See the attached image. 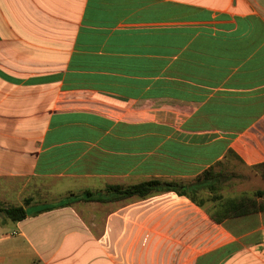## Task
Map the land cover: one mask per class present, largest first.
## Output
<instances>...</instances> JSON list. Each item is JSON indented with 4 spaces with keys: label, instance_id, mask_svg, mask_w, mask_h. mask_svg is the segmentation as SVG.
Listing matches in <instances>:
<instances>
[{
    "label": "crops",
    "instance_id": "obj_1",
    "mask_svg": "<svg viewBox=\"0 0 264 264\" xmlns=\"http://www.w3.org/2000/svg\"><path fill=\"white\" fill-rule=\"evenodd\" d=\"M229 148L264 161V0H0V264H264V210L108 191Z\"/></svg>",
    "mask_w": 264,
    "mask_h": 264
},
{
    "label": "trees",
    "instance_id": "obj_2",
    "mask_svg": "<svg viewBox=\"0 0 264 264\" xmlns=\"http://www.w3.org/2000/svg\"><path fill=\"white\" fill-rule=\"evenodd\" d=\"M232 159L238 161L244 168L257 173L264 180V161L248 165L232 148H229L223 158L215 160L191 179H149L130 186L111 185L108 186V191L115 193V199L146 198L152 194L174 191L179 195L187 196L199 206L211 202L212 205L209 209L212 210V216L216 221L230 216L264 210V189L262 188H256L250 194L244 193L232 197L223 196L222 191L232 186L233 177L239 176L231 169L233 167L230 164ZM83 194L79 196L83 200H108L96 196V193L92 191H85ZM70 196L77 198L74 194ZM70 203V201L64 200L56 206L45 207L44 210L66 206ZM0 213H3L6 218L12 221L22 220L28 215L22 206L0 207Z\"/></svg>",
    "mask_w": 264,
    "mask_h": 264
},
{
    "label": "rangeland",
    "instance_id": "obj_3",
    "mask_svg": "<svg viewBox=\"0 0 264 264\" xmlns=\"http://www.w3.org/2000/svg\"><path fill=\"white\" fill-rule=\"evenodd\" d=\"M230 164L233 166L231 169L239 176L233 177L231 183L232 186L222 191L224 197L238 196L244 193L250 194L256 188L264 189V180L260 177V175L244 168L235 159H232ZM206 204L212 205L211 202H206Z\"/></svg>",
    "mask_w": 264,
    "mask_h": 264
}]
</instances>
